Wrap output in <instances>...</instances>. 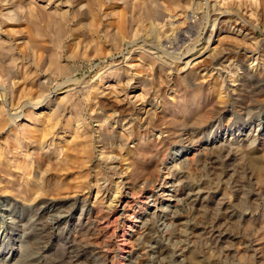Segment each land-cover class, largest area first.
Returning <instances> with one entry per match:
<instances>
[{
  "label": "rangeland",
  "instance_id": "rangeland-1",
  "mask_svg": "<svg viewBox=\"0 0 264 264\" xmlns=\"http://www.w3.org/2000/svg\"><path fill=\"white\" fill-rule=\"evenodd\" d=\"M25 1L13 0L14 8L11 10L0 0V25L4 30H9L5 27L14 22L11 19L15 16L20 21L25 22L28 18L29 23L32 22L33 18L30 14L32 8L36 6L38 9L42 7L41 11L45 13L47 10L46 14L56 10V14L52 12L50 15H57L59 12L60 16L59 14L53 16L51 20L54 17L56 20L58 17L56 22L64 25L67 20L69 23L66 22L63 26L66 30L62 29L60 23H54V20H52L54 26L50 23L51 27H44L45 29L42 27L44 33L50 31L49 29L55 33L56 28L59 32L54 34L50 31L46 32V35L41 30L39 32L41 34L38 33L36 37L39 47L37 48L33 42L30 44V47L36 48L32 49L35 50L31 51L32 54L14 39L7 44L8 46L6 45V54L0 56L2 58H0V116L9 119V125L4 130H0V264H141L142 262V264H160L153 243L138 245L144 234L142 224L152 215L156 217L155 223L159 230L154 238H163V241L167 242L166 244L175 252L170 264H183L186 258L184 259L178 252L179 242L182 240L181 233H178V224L181 221L180 223L187 222L196 226L197 219L193 215L192 208L181 214L180 219L175 218L179 207L186 204L185 195L188 192L177 177L178 166L175 158L177 155H185L183 160L184 172L188 175L186 177L197 183L198 187L201 186L199 188L206 187L205 191L209 196L207 201L209 213L204 227L208 237L206 236L199 246L200 251L205 254V261L210 264H264V184H258L253 179V161L250 159L252 153L249 152L259 147L256 142L249 145L244 138L246 134L251 133L253 136H259L260 141L264 142V132H257L264 128V0H147L148 6L144 3L142 5L145 0H27L29 2L26 1L24 4ZM75 1H83L87 5L95 3L94 7L91 5L93 9L90 10H95L94 13L97 14L91 12L88 5L84 10L82 9L84 12L81 10L77 12L78 14L74 12L75 17H73L71 11L73 13L75 7L72 5L76 3ZM18 2L20 6L15 5ZM144 6L156 11L160 22L165 24V28L161 30L160 41L156 38L159 32L156 27L157 22L149 20L150 22L147 23L146 20L145 22L142 20ZM61 9L66 12H61ZM85 11L87 13L90 11L92 16L94 14L97 17L93 16L92 19L88 13L90 16L85 17V15L83 19ZM79 13L83 15L79 16ZM163 15L167 18H163ZM217 16L224 20L223 25L215 21ZM123 18L125 24L122 23ZM233 18L239 20L241 26L245 27L244 34L238 33V28L234 29ZM91 20H96L94 22L97 23ZM122 24L123 27L127 25L124 29L127 31L124 32L128 33H123L125 39L122 38L117 47L107 34ZM42 25L44 26V23ZM152 25L154 27H151ZM77 26L79 29L82 28L80 30L88 26V29L85 27L84 30L88 32L89 38L83 43H79L80 36L78 38L77 35L80 30H77ZM95 26H98V30ZM145 26H148L147 29ZM89 27H92L90 29L94 31L93 33H97L94 34L96 36ZM60 31L61 34L63 32V36ZM50 33L54 34V38H50L52 36ZM38 49L43 52H39ZM197 52L198 56H202L205 52L207 54L219 52L225 58H214L215 62L210 67L207 66L192 73L191 76H186L189 72H186L187 68L189 70L196 63L193 60L197 55L190 56ZM145 54L157 64L155 72L151 74L155 82L162 84L161 92L154 100V97L151 98L142 91V76L136 73L139 67L135 66L128 69L129 85L125 88L115 80L114 82L108 80L102 90L106 91V95L111 94L113 90L120 94L119 101L123 102H120L121 114L127 120L121 117L117 118V121L114 120L117 123L109 122L110 126L107 125L106 116L97 115L99 106L98 104L95 106L97 102L92 97L95 96L98 84L103 82L107 75L117 74L118 68L142 63L141 57H146ZM53 56L58 58L63 71L60 72L55 65L50 66ZM178 64L186 68L183 70L176 67ZM28 71L30 73L36 71V78L41 80L45 87L38 89L34 96L20 98L21 90L28 89L31 85L29 81L28 86L26 82L23 84L26 75H30ZM201 87L206 91L202 106L203 104L209 106L208 110L206 109L210 114L206 113V116H209L205 117L207 119H203L198 124L177 123L171 126L167 134L164 133L165 126L150 134L143 128L138 129L144 125L145 112L148 111L147 107L151 101L154 100L153 102L159 104L161 108H167L169 115L177 106L174 98L181 101L184 97L183 93H191ZM15 90L18 91L13 95ZM54 102H60L67 107L61 118L63 124L61 123L57 131L46 140L42 149H35V146L28 142L29 135L26 134V131L35 129L28 118L34 115L33 117L41 116L45 119L53 115L54 110L50 109L54 107L50 108L48 105ZM92 105L95 106L94 109ZM2 106L5 107L4 113L3 110L1 111ZM190 108L197 109L198 106ZM170 115L179 117L175 113ZM77 118L80 125L84 126L77 131L91 132L95 139L91 162L79 168L81 171L84 169L83 172L87 171L84 173L86 182L84 181V186L81 187L76 186L74 181L81 172L79 169L76 170L80 164L75 163V166H72L67 162L73 155L72 151L69 150V153H72L69 157L68 153H65L71 146L70 134H62L61 131L63 125L68 121L74 122ZM192 128L197 131L195 136H190L189 131ZM102 129L105 131L114 129L113 131L118 134L124 133L122 135L133 133L134 139L126 143V151L132 152L130 156L123 157L124 160L129 159L120 164L123 169L130 166L129 170L133 169V161H130L137 151L136 147L138 149L148 144L151 147L159 146L164 142L162 147L166 146L167 153L165 151L153 164L155 169L151 173L153 175L154 170H157L156 174L153 177L146 175L147 178L142 176L134 182V185L125 182L124 177L119 173L120 168L114 171L116 166L111 167L107 149L96 143L98 133ZM232 136L235 138V144L238 143L237 145L241 147L249 146L247 154L238 155L233 149V154L230 156L219 158L220 177L214 178L211 176L212 166L204 164L208 156L204 142L212 137V146L218 147ZM18 142L23 143L21 147L18 146ZM16 144H18L17 149H14ZM29 152L33 154V158L35 157L33 160L25 157ZM126 154L125 152L124 156ZM80 160H82L81 156ZM200 161L202 169L204 168L202 171L195 167V163ZM17 162L21 165L20 163L16 165ZM34 162L36 165L40 163L41 169H44L42 171L35 169L37 166ZM22 164L28 167V171L15 169L17 166L22 167ZM96 167L110 181L109 183L96 182L94 175ZM68 175H74V179H68L72 182L66 180ZM41 177H48L50 181L55 182L56 185L52 182L53 190L44 191V187L41 186L44 181L43 178L40 179ZM199 182L205 184L201 185ZM222 198L226 199L224 200L226 205L215 210L212 201ZM74 200L78 201L76 206ZM101 206L103 208H100ZM175 207L178 208L175 210ZM108 208L111 210L108 211ZM228 210L232 212L230 214L232 218L225 214ZM89 212L105 219L100 222L92 221L93 223H90L92 228H86L84 222L88 219L86 216ZM172 224H176V228ZM173 230L176 231L177 238L174 235L169 236ZM189 232L186 229L182 234L188 235ZM87 238L93 241L91 247L87 240H84ZM96 256L100 257L97 259Z\"/></svg>",
  "mask_w": 264,
  "mask_h": 264
},
{
  "label": "bare ground",
  "instance_id": "bare-ground-1",
  "mask_svg": "<svg viewBox=\"0 0 264 264\" xmlns=\"http://www.w3.org/2000/svg\"><path fill=\"white\" fill-rule=\"evenodd\" d=\"M17 1V0H16ZM22 1H25V0H22ZM27 1V0H26ZM26 1L24 2V4L26 3ZM30 1V0H29ZM29 1H27V3L29 2ZM74 1V0H73ZM96 1V0H95ZM98 1V0H97ZM115 1H117V0H115ZM123 1V0H122ZM139 1V0H138ZM146 1L147 0H145L144 2H142V5H144V4H146ZM151 1V0H150ZM2 2H4L5 4L4 5H6L7 7H8V9H13L14 8V2H13V0H2ZM47 2V1H46ZM76 2V1H75ZM75 2H73V4L75 3ZM86 2V1H85ZM91 2V1H90ZM93 2V1H92ZM141 2V1H140ZM32 3H34V2H31V4ZM49 3V2H48ZM102 3V2H101ZM144 3V4H143ZM151 3V2H150ZM20 4V2H18V4H15V5H19ZM23 4V5H24ZM35 4V3H34ZM33 4V5H34ZM95 3H91V5L93 6ZM111 4V3H110ZM148 4L149 3H147L146 5L148 6ZM33 5H28V6H33ZM37 5H38V3H37ZM62 5H63V3H62ZM89 5V4H88ZM87 5V3H85L84 4V2L83 1H78V2H76L74 5H72V6H74L75 8H77V10L74 8L73 9V7H72V9L74 10L73 11V13H72V11H71V15L72 14H74V12H75V14L78 12V11H80L81 10V12H84L83 10H84V8L86 7V6H88ZM91 5H89L88 6V8H89V10L90 9H93V7L91 6ZM165 5V4H164ZM168 5V4H167ZM166 5V6H167ZM20 6V5H19ZM21 6H22V4H21ZM36 6V5H35ZM35 6H33V7H35ZM41 5L39 4V7H40ZM46 6V5H45ZM44 6V7H45ZM61 6V5H60ZM117 6V5H116ZM141 6V5H140ZM154 6V5H153ZM37 7V6H36ZM32 8V13L30 14L31 15V17L33 18L32 19V22H30L29 23V21H30V19H28V18H26L27 20L25 21V22H23V21H20V19L18 18V17H14L13 19H11V20H13L14 22H11V24H7L8 26L7 27H5L6 29L8 28L9 30H4L3 28H2V25H0V56H3V55H5L6 54V52H5V48L8 46L7 44L11 41V40H13L14 41V39H17V41H19L20 42V44L22 45V47H25V50L26 49H28L30 52L32 51V52H34L32 49H36V48H34V47H30V44L33 42V43H35V46L38 48L39 46H38V43H37V41H36V37H37V34L42 30L43 31V33H44V30L43 29H41L42 27L44 28V27H46V28H48V27H51L52 25H50V23H52L53 24V22L54 23H58V22H56L57 21V18H56V20H55V17H54V19H52V20H54L53 22H52V20H51V18H53V16H57L58 14H59V12H57V15H50L52 12H54V14H56V10L55 11H53V10H51L52 12H50V16L48 15V14H46L48 11L46 10V13L45 12H43V11H41V9H42V7L40 8V9H38V8ZM47 7V6H46ZM45 7V8H46ZM92 7V8H91ZM101 7V6H100ZM121 7H122V5H121ZM3 8V7H2ZM102 8V7H101ZM125 8V7H124ZM144 8H145V10L143 11V9H142V12H143V16L144 17H142L143 19V21L145 22V20H146V22L147 23H149L150 21H152V22H154L155 23V21L157 22L156 23V27L158 28V31L159 32H157V40H161V38H162V33H161V30H163L164 28H165V24H163L162 22H160V19L158 18V14L156 13V11H154L153 9H151V8H146L145 6H144ZM83 9V10H82ZM114 9V8H113ZM40 10V11H39ZM86 10H87V8H86ZM121 10V9H120ZM60 11V10H59ZM62 11H65L66 12V10H62L61 9V12ZM91 12H93L94 13V11L95 10H90ZM90 11L88 12L89 14H90ZM96 11H97V9H96ZM86 12V11H85ZM120 12V11H119ZM123 12V11H122ZM126 12V11H125ZM70 13V12H69ZM88 13L86 12V13H84V15L83 14H80L79 16H82L83 17V19H84V16L85 17H88V16H90V15H88ZM140 13V12H139ZM185 13V12H184ZM232 13V12H231ZM16 14V13H15ZM65 14V13H64ZM75 14L73 15V17H75ZM78 14V13H77ZM95 14V13H94ZM94 14H93V16H94ZM97 14V13H96ZM95 14V15H96ZM17 15V14H16ZM63 15V14H62ZM88 15V16H87ZM105 15V14H104ZM119 15V14H118ZM117 15V16H118ZM124 15V14H123ZM123 15H122V17H123ZM140 15V14H139ZM52 16V17H51ZM59 16H60V14H59ZM92 16V15H91ZM93 16H92V19H94L93 18ZM164 16V15H163ZM230 16H232V15H230ZM234 16V15H233ZM81 17V18H82ZM94 17H97V16H94ZM167 18V16H164L163 18ZM228 17V16H227ZM71 18V17H70ZM91 18V17H90ZM103 18H104V16H103ZM161 18V17H160ZM230 18V17H229ZM239 18V17H238ZM72 19V18H71ZM77 19V18H76ZM107 19V18H106ZM124 19L125 18H123L122 19V23L123 24H125L124 22ZM228 19V18H227ZM234 19V18H233ZM232 19V20H233ZM240 19V18H239ZM65 20V19H64ZM142 20H140L141 21V23H142ZM148 20V21H147ZM150 20V21H149ZM82 20H80V22H81ZM94 21H96V20H91V22H94ZM107 21V20H106ZM114 21H116L115 19H114ZM120 21V20H119ZM119 21L117 22L118 24H119ZM215 21H218L219 23H220V25L222 24L223 25V21L224 20H222V18H219L218 16H217V18L215 19ZM226 21V20H225ZM7 22V21H6ZM66 22H68L67 20H66ZM66 22L64 23V25H62V23H58L60 26H62V29H63V26H65V24H66ZM78 22V21H77ZM79 22V23H80ZM87 22V21H86ZM85 22V23H86ZM91 22H89V23H91ZM128 22V21H127ZM229 22V21H228ZM227 22V23H228ZM4 23V22H3ZM42 23H44V26L42 25ZM69 23V22H68ZM94 23H97V22H94ZM108 23V22H107ZM130 23V22H129ZM231 23V22H230ZM104 24V23H103ZM115 24H116V22H115ZM123 24L122 25H120L118 28L117 27H115L116 29L115 30H111L108 34H107V36L109 37V39L111 40V41H113L114 43H115V45H117V47H119L118 45H120V43H121V41H122V38H124V34L123 33H125V34H127L126 32H124V31H127V30H124L125 29V26H127V25H125L124 27H123ZM55 24H53V26H54ZM57 25V24H56ZM76 25H78V24H76ZM108 25V24H107ZM111 25H113V24H111ZM111 25H110V27H111ZM151 25V24H150ZM154 25V24H153ZM151 26V27H154V26ZM232 25H234L233 27H234V29L235 28H238V33H241V32H243V34H244V32H245V27L243 28L241 25V22H239V20H237V19H234V21L232 22ZM231 25V26H232ZM59 26V27H60ZM80 26L81 27H83V25H81L80 24ZM90 26V25H89ZM144 26V25H143ZM216 26V25H215ZM214 26V27H215ZM57 27H58V25H57ZM79 26H77V30H80V29H82V28H78ZM86 27V26H85ZM85 27H84V29H85ZM88 27V26H87ZM86 27V28H87ZM97 27L98 26H95V28L97 29ZM106 27V26H105ZM146 27V26H145ZM148 27V26H147ZM147 27H146V29H147ZM73 28V27H72ZM90 28H92V27H89V29ZM106 28H108V27H106ZM130 28V27H129ZM217 28H218V26H217ZM45 29V28H44ZM56 29H58V28H56ZM55 29V33L57 34V31L59 30H56ZM76 29V28H75ZM74 29V31H73V29H70L71 31H73V32H75L76 30ZM80 30L79 31V35H77V34H75L74 33V35H77V37L78 36H80V41H79V43L80 42H84V40L86 41V39L87 38H89V35H88V32L86 31V30ZM88 29V28H87ZM95 29V30H96ZM104 29V28H103ZM102 29V30H103ZM154 29V28H153ZM219 29V28H218ZM222 29V28H221ZM240 29V30H239ZM47 30V29H46ZM45 30V31H46ZM50 31L52 30V29H49ZM54 30V29H53ZM60 30H61V28H60ZM63 30H66V29H63ZM91 30V29H90ZM94 30V29H93ZM98 30V29H97ZM50 31H46V32H50ZM92 31V30H91ZM90 31V32H91ZM128 31H129V29H128ZM46 32L44 33V34H46ZM52 32V31H51ZM59 32V31H58ZM90 32H89V34H90ZM94 31H92V34L94 35V34H97L96 32L95 33H93ZM218 32V31H217ZM246 32H247V28H246ZM52 33H54V31L52 32ZM52 33H50L51 35H52ZM54 33V34H55ZM107 33V32H106ZM39 34H41V33H39ZM54 34L50 37V38H52L53 36H54ZM60 34H61V31H60ZM47 35V34H46ZM48 35H49V33H48ZM62 36H63V32H62V34H61ZM66 35V34H65ZM92 35V36H93ZM247 35V34H246ZM50 36V35H49ZM58 36H59V38H61L62 36H60L59 35V33H58ZM94 36H96V35H94ZM211 36H212V34H211ZM73 37V36H72ZM76 37V38H77ZM54 38V37H53ZM58 38V39H59ZM79 38V37H78ZM77 38V39H78ZM95 38H98V37H95ZM40 39V38H39ZM75 39V38H74ZM106 39V38H105ZM125 39V38H124ZM51 40H53V39H51ZM57 40V39H56ZM99 40V39H98ZM156 40V41H157ZM42 41V40H41ZM100 41V40H99ZM159 41H157V42H159ZM60 42H61V40H60ZM101 44V43H100ZM230 44V43H229ZM228 44V45H229ZM7 45V46H6ZM33 45V44H32ZM93 45H95V44H93ZM151 46V45H150ZM21 47V48H22ZM20 48V47H19ZM159 48V47H158ZM23 49V48H22ZM151 49V48H150ZM216 49H217V47H216ZM7 50V49H6ZM39 50V49H38ZM37 50V51H38ZM8 51V50H7ZM9 52V51H8ZM32 52H31V54H32ZM39 52H41V50H39ZM43 52V51H42ZM41 52V53H42ZM199 52V51H198ZM198 52L197 53H194V54H192L190 57H194L195 55H197L198 54ZM210 52V51H209ZM27 54V53H26ZM159 54V53H158ZM29 55V54H28ZM34 55V54H33ZM53 55V54H52ZM146 55V54H145ZM225 55H227V54H225ZM36 56H38L37 54H36ZM47 57V56H46ZM217 57V58H216ZM1 58V57H0ZM52 58V57H51ZM53 58L54 59H52V61H51V63H50V66L51 65H55V66H57V68L56 69H60V72L61 71H63V67L59 64V60H58V58L56 59L55 58V56H53ZM219 59V58H225V56L224 55H221V53H209V54H207L206 52H205V54L203 53V55L201 56V55H197V58L195 57L194 58V60L193 61H195L196 63L194 64V66L193 67H191L189 70H188V68H187V71L186 72H188V74L186 75V76H191V75H193L192 73H196V71L197 70H200V69H202V68H206L207 66H209L210 67V65H212L214 62H215V59ZM229 58V57H228ZM2 59V58H1ZM31 59H33V58H31ZM37 60H38V58H37ZM48 60V59H47ZM141 60H143L142 61V63H140L139 62V64L137 63L136 65H127V66H129V67H122V68H118V72H117V74H110V75H107L105 78H104V81L103 82H100L99 84H98V89L95 91V96L93 95L92 97H93V100H96V102L97 103H95V106H96V104H98V106H99V109H98V111L97 112H99L97 115L98 116H100V117H103V116H106V120H108V124L107 125H109V122L110 123H112V122H115V121H117V118H121V117H123L122 116V111L120 110L121 109V104H120V102H122V100L121 101H119V95L120 94H117V93H115L116 92V90L114 91L113 90V92H111V94H109V95H106V91H104V90H102V87L104 86V85H106V83H107V81L109 80L110 81V79L114 82V80L118 83V84H120L121 86H123L124 88H125V86H127V85H129V81H128V74H129V71H128V69L130 68L131 69V67L133 68V66H135L136 68L137 67H139L138 69H137V71H136V73L138 74V75H140V76H142V80L141 81H143V89H142V91H144L147 95H150V97L151 98H153L154 100L157 98V96H158V94L161 92V86H162V84L160 85V83H158L157 81L155 82L154 81V79L152 78V74L151 73H153V72H155V69L157 68V64L153 61V60H151L150 59V56L148 57L147 55H146V57H141ZM140 59H139V61H141ZM35 61H36V59H35ZM44 63V62H43ZM188 63V62H187ZM192 63V62H191ZM194 63V62H193ZM32 64V63H31ZM180 64V63H179ZM176 65V67H178V68H180V69H182L183 68V70H184V68H186L184 65ZM34 65V64H33ZM40 65V64H39ZM186 65V64H185ZM192 65V64H191ZM35 66V65H34ZM188 66V65H187ZM24 67V66H23ZM37 67V66H36ZM52 67V66H51ZM134 67V68H135ZM160 67V66H159ZM190 67V66H189ZM212 67V66H211ZM135 68V69H136ZM49 69H51V68H49ZM228 70V69H227ZM163 71V70H162ZM182 71V70H181ZM11 72V71H10ZM29 72V71H28ZM28 72H27V74H28ZM32 73H30V75H26L27 76V78L26 79H23L24 80V82H23V84L26 82H28V83H30L31 85H30V88H28V89H24V90H21L22 91V93H20V98L21 97H27V96H29V95H33L34 96V94H36L37 93V90L38 89H43V87H45L43 84H42V82H41V80H39V79H37L36 78V71H31ZM158 72V71H157ZM185 72V71H184ZM198 72V71H197ZM155 74V73H154ZM158 75V74H157ZM29 76V77H28ZM130 76V75H129ZM158 76H160V75H158ZM158 76H156V77H158ZM21 77V76H20ZM25 77V76H24ZM153 77H154V75H153ZM163 77V76H162ZM166 77V76H165ZM192 78H194V77H192ZM127 79V80H126ZM156 79H158L159 80V78H156ZM20 80V79H19ZM164 80V79H163ZM175 80V79H174ZM160 82V81H159ZM28 83H27V86H28ZM162 83H163V81H162ZM166 83V82H165ZM142 84V83H141ZM181 84V83H180ZM108 85V84H107ZM114 86H116L115 84H114ZM255 86V85H254ZM257 86V85H256ZM25 87V86H24ZM96 87V86H95ZM96 87V88H97ZM109 87V86H108ZM26 88V87H25ZM116 88H118L117 86H116ZM127 88V87H126ZM164 88V87H163ZM204 87H201V88H199V89H197V90H195L194 92H191V93H183V98H181V101H178V100H176L177 98H174V103H176L177 104V106L175 107V109L174 110H172V111H170V113H169V115H167V108H161L160 106H158L159 104H155L153 101H151V100H149V105H148V107H147V110L148 111H146L145 112V115H146V118H145V121L143 122L144 123V125L143 126H141L140 128H138V129H141V128H143L144 129V131L146 132V133H148V134H150V133H153L155 130H157L158 128H160L161 126H165V129H164V133H169V130H170V128H171V126H174V125H176L177 123H183V124H188V123H190V124H198L200 121H202L203 119H207L208 117L206 116V113H208V112H206V109L209 107L207 104H205V106H204V104H203V106H202V103H203V100L205 99V97H204V94H205V89H203ZM221 88V87H220ZM264 88V87H263ZM93 89H95V88H93ZM123 89V88H122ZM121 89V90H122ZM262 89V88H261ZM118 90V89H117ZM221 90V89H220ZM18 90H15L12 94L14 95L16 92H17ZM112 91V90H111ZM123 91V90H122ZM257 91V90H256ZM143 92V93H144ZM217 92V91H216ZM220 93H221V91H219ZM255 92V91H254ZM262 93V92H261ZM40 94V93H39ZM45 94V93H44ZM117 94V95H116ZM145 94V95H146ZM216 95V94H215ZM218 95V94H217ZM1 96V95H0ZM4 96V95H3ZM36 96V95H35ZM40 96V95H39ZM260 98V97H259ZM258 98V99H259ZM19 99V98H18ZM221 99V98H220ZM257 99V98H256ZM20 100V99H19ZM92 100V99H91ZM13 101V100H12ZM16 101V100H15ZM14 101V102H15ZM177 101V102H176ZM9 102V101H8ZM89 102V101H88ZM87 102V103H88ZM123 103V102H122ZM138 103V102H137ZM205 103V102H204ZM199 104V105H198ZM14 105V104H13ZM16 105V104H15ZM178 105H180L179 106V108H178ZM93 106V105H92ZM91 106V107H92ZM95 106H93L92 107V109H94V107ZM191 106H198V108L197 109H193V108H190ZM48 107H54V108H51L50 110H54V113H53V115H51V116H48L47 118H45V119H43L41 116H39V117H33V116H29L30 118H28L31 122H32V124H34V126H35V129L34 130H31V131H29V132H27L26 131V134L27 135H29V136H27L28 137V142L30 141L31 142V145H34L35 146V149H42L44 146H45V144H46V140L52 135V134H54L55 133V131H57V128L61 125V123H62V120H61V118H62V116H63V113L67 110V107H65V105H63L62 103H60V102H54V104H49L48 105ZM88 107H90V105L88 106ZM5 107L4 106H2V108H1V111L4 109ZM149 108V109H148ZM210 109V108H209ZM91 110V109H90ZM142 110H144V109H142ZM168 110H170V109H168ZM208 110V109H207ZM6 111V110H5ZM92 112V111H91ZM210 112V111H209ZM2 113H4V110L2 111ZM126 113V112H125ZM178 114L179 115V117H172V115H170V114ZM209 114V113H208ZM65 115V114H64ZM126 115H127V113H126ZM210 115V114H209ZM36 116V115H35ZM38 116V115H37ZM73 116V115H72ZM28 117V116H27ZM205 117H207V118H205ZM124 118V117H123ZM115 120V121H114ZM123 120H127V118L125 119H123ZM122 120V121H123ZM130 120V119H129ZM67 122V121H66ZM80 121H79V119L77 118L74 122L73 121H68L67 123H66V125H63L64 127H63V129L61 130L62 131V134H70V137H71V146H69V144H68V146H69V148H67L68 149V151L67 152H65V153H68V157L73 153V155L72 156H70L71 157V159L70 160H67V162L69 163H71V165L72 166H75L74 164L75 163H79L78 165L80 166V167H78L76 170H78L79 168H81L83 165H85V166H87L90 162H91V160H92V156H93V148H94V144H95V139H94V137L91 135V132H83V131H81V132H79V131H77V130H80L82 127H84V126H81L80 125V123H79ZM73 123V124H72ZM115 123H117V122H115ZM119 123V122H118ZM131 123V122H130ZM228 123V122H227ZM253 123V122H252ZM63 124V123H62ZM255 124V123H254ZM9 125V119H7L6 117H4V116H0V130L1 129H5L7 126ZM82 125H84V124H82ZM114 125V124H113ZM138 125H140V124H138ZM110 126V125H109ZM33 127V126H32ZM104 127H105V124H104ZM104 127H103V129H104ZM129 127V126H128ZM101 130L99 133H98V137H97V144L98 145H101L102 147H104V149H107L106 151H108V154L110 155V164H111V167L112 166H116L115 168H114V171H116L117 170V168L119 169L120 168V171H119V173H120V175H122V177H124V181L125 182H127L129 185H134V182H136L137 180H139L142 176H151L152 175V171H153V169H155L154 168V163H155V161L159 158V156H162L163 154H164V152L166 151V146H163L162 147V145L164 144V142H161L160 144L161 145H159V146H153V147H151L149 144L148 145H145V146H142L141 148H138L137 149V147H136V153L134 154V156H133V160H131L130 162H132V166H133V169H131V170H129L130 169V167H128L127 169H123V166L122 165H120V164H122L124 161L126 162L127 160L125 159L124 160V158H126V157H128V156H130V154H131V152H127L126 151V146H127V142H129L130 141V139L131 140H133L134 139V135H133V133H129V135H122V134H124V133H120V134H118L116 131H113L114 129H109V130ZM130 129V128H129ZM134 129V128H133ZM195 128H192L191 129V131H189L190 133H191V135L190 136H195L196 134H197V131L196 130H194ZM250 129H251V126H250ZM249 129V130H250ZM83 130H85V129H83ZM168 130V131H167ZM88 131V130H87ZM160 131H162V130H160ZM252 131V130H251ZM250 131V132H251ZM261 131H263L264 132V128L262 129V130H257V132H260L261 133ZM121 132V131H120ZM130 132V131H129ZM9 133H10V131H9ZM127 134V133H126ZM140 134V133H139ZM198 134H199V132H198ZM259 135V134H258ZM184 136V135H183ZM14 137V136H13ZM30 137V138H29ZM68 137V136H67ZM142 137V136H141ZM25 138V137H24ZM216 138V137H215ZM224 138V137H223ZM229 138H231L230 140H227V141H225L224 143H222L220 146H218V147H216V146H212V141H213V138L211 137V138H208L207 140H206V142H204V144L206 145V147L204 148V149H206V152H207V154H208V156L205 158V162H204V164L205 165H208V166H212L211 167V170H212V175L211 176H213L214 178H218V177H220V169H221V167H220V162H219V158H221V157H223V156H225V157H228V156H230L231 154H233V149H234V151L236 150V154H238V155H241V156H243V155H245V154H247V150L249 149V146L248 145H246L245 147H241L240 145H237V144H235V138H233V136L232 137H228V139ZM245 138V141L249 144V145H251V143H257V147H259V148H257V149H254L253 150V152H251V151H249L250 153H252V155H250L251 157H250V159H251V161H253V175H254V178L253 179H255V181H256V183H258V184H264V142H262V141H260V138H259V136H253V135H251V133L250 134H246V136L244 137ZM68 140V139H67ZM223 142V141H222ZM245 143V142H244ZM15 144V143H14ZM19 144V145H18ZM18 144H16V145H14V149H17V145L19 146V147H21V145L23 144L22 142H18ZM64 144V143H63ZM67 144V143H66ZM204 145V146H205ZM25 146H26V144H25ZM68 146H66V147H68ZM58 147H60V146H58ZM62 147V146H61ZM65 148V147H64ZM79 148H81V149H79ZM83 148V149H82ZM58 149V148H57ZM62 150V149H61ZM69 150H71L72 151V153L70 154L69 153ZM251 150V149H250ZM28 152V151H27ZM127 153L125 156H124V153ZM18 153V152H17ZM23 153V152H22ZM64 153V154H65ZM166 153H167V151H166ZM183 153V152H182ZM8 154V153H7ZM11 154V153H10ZM70 154V155H69ZM169 154V153H168ZM167 154V155H168ZM13 155V154H12ZM15 155H16V153H15ZM20 155V154H19ZM43 155V154H42ZM63 155V154H62ZM40 156V155H39ZM66 156V155H65ZM66 156V157H67ZM80 156L82 157V160H80ZM184 156L185 155H182V156H179V155H177L175 158L177 159L176 160V162H177V169H178V171H176V172H178L177 174H178V178L181 180V183L184 185V187H185V189L187 188V190H188V192H187V194L185 195L186 196V198H187V202H186V204L183 206V207H179V209H178V211H177V213H176V220H178V219H180L181 217H180V215L181 214H183V213H185V211H187V209H189V208H192L193 210H194V212H193V215H194V217L197 219V225L195 226H192V225H189V223H187V222H182V223H180L179 221V224H178V233H181V237H182V240H181V242H179V245H180V247H179V250H178V252L180 253V256H182L185 260L183 261L182 259V261L185 263V264H210L208 261L206 262L205 261V254L203 253V252H201L200 251V248H199V246L203 243V241L206 239V236L208 237V235H207V233H206V231L204 230V227H205V225H206V223H205V219H206V217H207V215H208V213H209V211H208V207H209V203L207 202L208 201V195H207V192L205 191V189H206V187H205V189H203V188H199V187H201V186H199L198 187V185H197V183H194L193 181H191L188 177H186V176H188V175H185V172H184V169H185V161L183 160V158H184ZM25 157H27V159H30V160H33L34 158H33V154L31 153V152H29V153H26L25 154ZM55 157V156H54ZM67 157V158H68ZM78 157V158H77ZM107 157V156H106ZM124 157V158H123ZM40 158V157H39ZM42 158V157H41ZM40 158V159H41ZM161 158V157H160ZM44 159V158H43ZM66 159V158H65ZM64 160V159H63ZM17 161V160H16ZM55 161V160H54ZM66 161V160H65ZM31 162V161H30ZM203 162V161H202ZM20 163V162H19ZM19 163L17 162V164L16 165H19ZM33 163V162H32ZM49 163V162H48ZM53 163V162H52ZM61 163V162H60ZM175 163V162H174ZM15 164V163H14ZM34 164H35V162H34ZM65 164V163H64ZM128 164V163H127ZM131 164V163H130ZM15 165V166H16ZM20 165H21V163H20ZM23 165V164H22ZM36 165V164H35ZM43 165V164H42ZM53 165V164H52ZM51 165V166H52ZM63 165V164H62ZM67 165V164H66ZM14 166V167H15ZM29 167H30V165H28ZM37 168H35V169H38V170H40L41 169V165H40V163H38L37 165ZM55 166V165H54ZM57 166V165H56ZM77 166V165H76ZM84 166V167H85ZM155 166H157V164L155 165ZM202 166H203V164H202ZM24 167V168H23ZM49 167V166H48ZM48 167L46 168V169H48ZM53 167V166H52ZM67 168H70L69 166H66ZM83 167V168H84ZM195 167L196 168H198V169H200V171H202L203 169H202V167H201V161L200 162H198V163H195ZM207 167V166H206ZM18 169V170H26V171H28V167L26 166L25 167V164L21 167H19V166H17V167H15V169ZM51 168V167H50ZM63 168V167H62ZM13 169V168H12ZM30 169V168H29ZM42 169H44V168H42ZM42 169H41V171H42ZM74 169V168H73ZM89 169V168H88ZM22 170V171H23ZM55 170V169H54ZM60 170V169H59ZM67 171H68V169H66ZM66 170H65V172H66ZM80 170V169H79ZM84 170V169H83ZM83 170L77 175V178L76 179H74L75 177H74V175L72 176V175H68V177L66 178V180H68V179H71V178H73L74 179V181H75V183L77 184L76 186H78V187H81L82 185H83V183H84V181L86 182V180H84V173H86L85 171L83 172ZM86 170H87V168H86ZM45 171V170H44ZM101 170H98V168L96 167V169H95V172H94V175H95V180H96V182H103V183H109L110 181L102 174V172H100ZM54 172V171H53ZM57 172H58V170H57ZM64 172V173H65ZM156 172H157V170H154V173H153V175L154 174H156ZM7 173V172H6ZM41 173H43V172H41ZM26 174V173H25ZM45 174V173H44ZM43 174V175H44ZM60 174V173H59ZM75 174H76V172H75ZM153 175L151 176V177H153ZM63 176V175H62ZM147 176H146V178H147ZM70 177V178H69ZM94 177V176H93ZM108 177V176H107ZM155 177V176H154ZM43 177H41L40 179H42ZM89 177L87 176L86 177V179H88ZM51 179V178H50ZM65 180V181H66ZM72 180V179H71ZM42 181H44V183H43V185H41L42 187H44L43 189H44V191H51V190H53V183L55 184V182H53L52 180L50 181L49 180V178L47 177V178H43V180ZM56 181V180H55ZM201 181V180H200ZM53 182V183H52ZM57 183H58V181H56ZM67 182V181H66ZM66 182H63L62 181V183H66ZM68 182H72V181H70V180H68ZM40 183V182H39ZM151 183V182H150ZM201 182H199V184H200ZM203 184H205L204 182L203 183H201V185H203ZM33 185H34V183H33ZM36 185V184H35ZM56 185V184H55ZM54 185V186H55ZM62 185V184H61ZM86 185V184H85ZM111 185V184H110ZM256 185V184H255ZM41 186H38V187H40L41 188ZM58 186V185H57ZM68 186V185H67ZM74 186V185H73ZM84 186V185H83ZM60 187H63V186H60ZM77 187V188H78ZM40 188H39V191H40ZM67 188V187H66ZM73 188H76V187H73ZM261 188V187H260ZM34 189V188H33ZM42 189V188H41ZM56 189H57V187H56ZM60 189H62V188H60ZM68 189V188H67ZM86 189V188H85ZM84 189V190H85ZM38 190V189H37ZM69 190H70V188H69ZM68 190V191H69ZM76 190V189H75ZM111 190V189H110ZM186 190V191H187ZM43 191V193H45ZM57 191V190H56ZM68 191H66V192H68ZM79 191H80V189H79ZM107 191V190H106ZM55 193V192H54ZM106 194V193H105ZM117 194H119V192L117 193ZM21 195V194H20ZM185 196H184V198H185ZM32 199V198H31ZM213 199V198H212ZM224 200H226L225 198H224ZM223 200V198L222 199H214L213 201H212V204H214L215 205V210L216 209H220L219 207H224L225 205H226V201H224ZM75 201V200H74ZM182 201V200H181ZM113 202L114 201H112L111 202V204H113ZM77 203H78V201L76 200L75 201V203H74V205L76 206L77 205ZM185 203V202H184ZM85 205V204H84ZM213 205V206H214ZM86 206V205H85ZM84 206V207H85ZM104 206V205H103ZM103 206H101L100 208H103ZM74 207V206H73ZM99 207V206H98ZM88 208V207H87ZM176 208H178V207H175V210H176ZM208 208V209H207ZM105 209V208H104ZM173 209V208H172ZM213 209V208H212ZM109 210H111V208L109 209L108 208V211ZM192 210V211H193ZM98 211H99V209H98ZM226 211V210H225ZM100 212V211H99ZM188 212V211H187ZM93 213V212H92ZM91 212H89L88 214H87V216L86 217H88V219L86 220V222H84V226L86 227V228H92L91 227V225H90V223L92 224L93 222L92 221H97V222H100L101 220H104L102 217H100V216H94V214H92ZM174 213H175V211H174ZM215 213V212H214ZM232 212L231 211H227L225 214H227L228 215V217H231L232 215H230ZM173 214V213H172ZM98 215V214H97ZM170 215V214H169ZM151 216V215H150ZM215 216V215H214ZM224 216V215H223ZM103 217H104V215H103ZM149 217V216H148ZM170 217H173V216H170ZM160 218V217H159ZM164 218V217H163ZM174 218V219H175ZM232 218V217H231ZM230 218V219H231ZM86 219V218H85ZM156 217L154 218L153 217V215L149 218V219H147V220H145L144 222H143V231H144V234H143V237H142V239H141V241H140V243H138V245H144V244H146V243H153L154 244V246L156 247V253H157V258H158V262L160 263V264H170L171 263V260L173 259L172 257H173V255L175 254V252L174 251H172V249L170 248V246L168 245V244H166L164 241H163V238L162 239H160V238H158V237H155L154 238V235L155 234H157L158 233V231L159 230H157V225H156ZM196 219H194V220H196ZM161 220H163V219H161ZM225 220V219H224ZM84 221V220H83ZM86 223V224H85ZM176 223V222H175ZM173 225V224H172ZM176 225V224H175ZM175 225H173L174 227H175ZM172 226V227H173ZM142 227V226H141ZM176 228V227H175ZM186 229H188V231H190L189 232V234L187 235H184V234H182V233H185V231H186ZM214 229H215V227H214ZM91 229H88V231H90ZM86 231V230H85ZM205 231V232H204ZM170 232V231H169ZM218 232V231H217ZM81 233V232H80ZM167 233H168V231H167ZM175 234H176V231L175 230H173V231H171L170 233H169V236H175ZM82 235V234H81ZM180 235V234H179ZM76 236V235H75ZM84 236V235H83ZM164 235H162V237H163ZM178 236V235H177ZM80 237H82V236H80ZM79 237V238H80ZM165 237H166V235H165ZM164 237V238H165ZM176 237V236H175ZM180 237V238H181ZM75 238H77V237H75ZM170 238V237H169ZM177 238V237H176ZM82 239V238H81ZM167 239H168V237H167ZM166 239V240H167ZM175 239V238H174ZM77 240V239H76ZM83 240V239H82ZM84 240H87V242H88V245L91 247L92 246V244H93V241H92V239H89V238H87V239H84ZM77 241H79V240H77ZM169 241V240H168ZM76 242V241H75ZM170 242V241H169ZM77 243H79V242H77ZM82 243V242H81ZM83 244V243H82ZM87 244V243H86ZM178 244H177V247L179 246ZM94 246H95V244H94ZM149 246H152V245H149ZM140 248H141V246H140ZM144 248V247H143ZM174 248V247H173ZM142 249V248H141ZM155 249V248H154ZM86 250V249H85ZM144 250H146V249H144ZM149 250V249H148ZM153 250V249H152ZM176 250V249H175ZM90 251V250H89ZM95 252V251H94ZM150 251H148V253H149ZM153 252V251H152ZM151 252V253H152ZM91 253H93V252H91ZM101 253V252H100ZM144 253V252H143ZM142 253V254H143ZM79 255V254H78ZM90 255V254H89ZM96 255V254H95ZM156 256V255H155ZM176 256V255H175ZM91 257V256H90ZM97 257H100V256H96V258ZM181 257V258H182ZM98 259V258H97ZM139 259V258H138ZM156 259V258H155ZM181 260H179L180 262H181ZM95 261V260H94ZM140 262H141V260H139ZM178 261V262H179ZM78 262H80V261H78ZM136 262H137V259H136ZM173 262V261H172ZM212 262V261H211ZM143 263V262H142ZM141 263V264H142ZM177 263V262H176ZM183 263V264H184ZM145 264V263H144ZM212 264V263H211Z\"/></svg>",
  "mask_w": 264,
  "mask_h": 264
}]
</instances>
